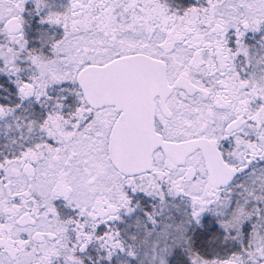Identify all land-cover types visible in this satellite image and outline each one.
<instances>
[{
    "label": "snow or ice",
    "instance_id": "obj_1",
    "mask_svg": "<svg viewBox=\"0 0 264 264\" xmlns=\"http://www.w3.org/2000/svg\"><path fill=\"white\" fill-rule=\"evenodd\" d=\"M0 264H264V0H0Z\"/></svg>",
    "mask_w": 264,
    "mask_h": 264
}]
</instances>
